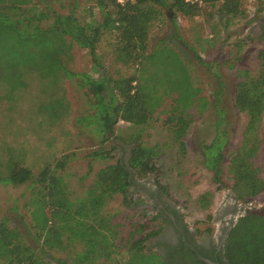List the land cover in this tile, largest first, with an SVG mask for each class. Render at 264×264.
I'll list each match as a JSON object with an SVG mask.
<instances>
[{
  "label": "trees",
  "instance_id": "1",
  "mask_svg": "<svg viewBox=\"0 0 264 264\" xmlns=\"http://www.w3.org/2000/svg\"><path fill=\"white\" fill-rule=\"evenodd\" d=\"M244 1L96 0L100 19L91 17L89 21H81L74 14L78 6L76 0L68 15H62L54 8L56 4L61 7L62 0H0V108L15 111L23 91L30 93L32 90V79L53 83L52 91L44 88L39 92L40 96L53 100L59 94L63 79L76 78L80 88L85 90L90 111L78 118L77 123L92 127L102 146L111 143L110 149L103 146L92 152L89 158L106 161L112 158L111 153L118 147L115 140L127 143L115 136L119 122L135 128L147 126L161 107L164 96L176 93L175 105L165 123L171 127L172 140L184 153V137L190 125L186 111L197 95L189 83L190 76L183 60L172 48L160 42L147 53L150 28L161 16L162 9L172 12L175 25L177 17L193 18L203 7L216 8L220 15L235 19L241 14ZM105 34L115 40L116 61L124 67H133L132 75L108 77L102 74L96 51ZM258 38L262 43L257 54L258 72L254 76L248 71L240 72L235 84V108L247 117L240 146L228 154L224 133L201 145L203 165L212 173L217 189H230L235 202L243 206L264 193L262 171L255 164L259 155L264 154V21L259 24ZM73 45L89 51L97 78L69 69L73 61ZM163 48L169 51L175 69L183 76V80H177L184 82L185 86L188 84L189 88L191 86L187 105V101H181L184 89L173 88L165 92L163 83L153 80L158 79L153 59ZM192 51L198 62L206 65L197 52ZM169 75L173 79L180 76L173 72ZM218 87L216 96L221 91V82ZM4 101L14 105L3 106ZM35 111L43 118L49 114L39 105L35 106ZM139 135L129 137V144L133 146L128 159H118L99 169L84 195L73 201L62 174L71 155L46 163L35 176L24 156L7 148L4 157L0 155V185H27L40 199L31 198L28 203V207H33L30 216L36 230L35 246L23 241L19 229L11 226L7 217L0 218V264H49L44 259L48 250L63 251L67 245L74 244L82 245V251L74 254L72 264H153L155 256L144 242L155 236L161 226L157 224L156 228L145 232L149 230L145 223L133 224L134 231L128 234L125 246L136 236L140 237L123 251L115 245L113 238L117 225H110L112 217L103 213L116 195L122 197L125 205L128 204V195L135 181L157 175V148L140 142ZM155 184L166 193L157 181ZM210 197L209 192L199 197L198 204L202 209L210 207ZM158 219L159 215H155L148 220L151 223ZM196 233L200 236L198 231ZM222 251L223 261L220 260L219 264H264V208L247 210L232 223ZM191 256L193 264H204L195 255ZM159 258L165 264L162 257ZM62 264L66 262L62 261Z\"/></svg>",
  "mask_w": 264,
  "mask_h": 264
},
{
  "label": "rangeland",
  "instance_id": "2",
  "mask_svg": "<svg viewBox=\"0 0 264 264\" xmlns=\"http://www.w3.org/2000/svg\"><path fill=\"white\" fill-rule=\"evenodd\" d=\"M73 1L62 0V6L56 4L54 8L60 14L68 15L72 10ZM76 2L78 6L74 14L81 21H89L91 17L100 19L96 0ZM161 13L150 28L147 53L152 52L160 42L172 48L183 60L190 76L189 83L195 88L193 90L197 95L186 111L190 125L184 137V153L172 140L171 127L165 123L170 109L175 105L174 99L177 98V94L172 93L164 96L161 107L154 113L147 126L135 128L122 122L118 123L115 136L126 140L127 143L122 144L115 140L114 144L118 147L111 153V159L91 160L89 155L92 152L103 146L110 149L111 143L107 142L102 146L92 127L86 128L77 123L78 118L86 116L90 111L85 90L80 88L75 78L63 79L59 94L53 100L42 97L39 93L44 88L52 91L53 83L47 80L35 82L37 79H32V90L30 93L23 91V97L15 111L8 112L4 107L0 108V155L4 157L7 148L14 149L24 156L26 164L32 168L35 176L46 163L49 164L63 155H71L62 174L67 183L69 198L73 201L84 195L99 169L114 164L118 159H128L133 146L129 144V137L140 133L139 141L156 147L158 157L155 159L157 175H149L139 182L145 187H153L152 182L157 181L178 208L185 225L216 242L220 237L223 219H228L227 216L221 217L227 207L234 206L237 209L233 222L247 210L264 208V193L254 202L243 206L235 202L234 193L230 189L218 190L212 181V173L203 165L201 150L202 144L210 143L221 133L225 134L228 141V154L240 146L247 117L235 108V84L239 80L237 75L240 72L248 71L252 76L258 72L257 54L262 48L258 34L259 24L264 21V0H245L241 14L235 19L220 15L216 8L203 7L201 13L193 18L177 17L174 25L172 12L162 9ZM114 43V38L105 34L97 46L96 54L102 74L108 77L132 75L133 67H124L116 61ZM192 50L197 52L206 65L198 62ZM71 53L73 61L69 64V69L72 72L98 77V73L93 71L88 50L73 45ZM168 55L170 53L166 48L156 54L153 61L156 63L154 71L158 79L153 80L162 82L165 92L173 88L184 89L181 101H187V105L190 102L189 94L192 93L191 86L189 88L188 84L185 86L184 82L177 80H183V76L175 69L173 60ZM171 72L180 76L173 79L169 75ZM218 82H221L222 88L216 96ZM11 104L14 105L4 101L3 106L10 107ZM36 105L49 111V117L37 115ZM262 127L264 128V115ZM255 164L260 167L264 179V154L259 155ZM226 183L229 184L227 181ZM207 192L212 194L211 205L202 209L198 199ZM31 198L39 200L40 196L33 195L27 185H0V218L7 217L10 225L19 229L23 241L35 246L33 238L36 237V230L30 216L33 207H28ZM128 199L129 203L125 205L122 197L116 195L103 212L112 217L110 225H117L113 238L115 245L123 251L140 237L136 236L125 246L128 234L134 231L133 224L145 223L146 229L149 228L145 232L156 228L155 225L158 224V220L151 223L148 220L156 214L144 195L133 190L130 191ZM220 217L221 221L218 220ZM80 251L82 245H67L63 251L48 250L44 259L49 264H62V261L72 264L74 254ZM154 256L153 264H162L159 256Z\"/></svg>",
  "mask_w": 264,
  "mask_h": 264
},
{
  "label": "flooded vegetation",
  "instance_id": "3",
  "mask_svg": "<svg viewBox=\"0 0 264 264\" xmlns=\"http://www.w3.org/2000/svg\"><path fill=\"white\" fill-rule=\"evenodd\" d=\"M152 183L153 187H145L137 180L132 185L134 192L144 195L146 201L151 203L155 214L159 215L160 231L144 242L146 248L151 253L162 257L165 264H193L194 259L191 255L196 256V253L218 264L220 260L223 261V245L230 226L234 223L233 217L237 209L234 206L227 207L221 213V217L227 216L228 219H223L220 237L218 241L214 242L205 235L198 236L194 229L187 227L181 219L176 205L159 186ZM190 246H193L195 251Z\"/></svg>",
  "mask_w": 264,
  "mask_h": 264
},
{
  "label": "water",
  "instance_id": "4",
  "mask_svg": "<svg viewBox=\"0 0 264 264\" xmlns=\"http://www.w3.org/2000/svg\"><path fill=\"white\" fill-rule=\"evenodd\" d=\"M242 216V215H241ZM237 220V219H236ZM235 220V221H236ZM234 221V222H235ZM190 248L193 250V251H195V248L193 247V246H190ZM196 256H197V258L201 261V262H203V263H205V264H218V263H215V262H212V261H210V260H208V259H205V258H203L202 256H200L199 254H197L196 253Z\"/></svg>",
  "mask_w": 264,
  "mask_h": 264
}]
</instances>
